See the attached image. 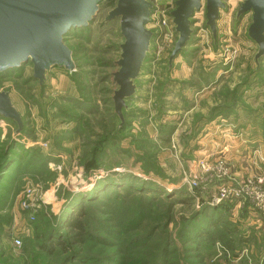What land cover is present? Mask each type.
Instances as JSON below:
<instances>
[{
    "label": "rangeland",
    "instance_id": "obj_1",
    "mask_svg": "<svg viewBox=\"0 0 264 264\" xmlns=\"http://www.w3.org/2000/svg\"><path fill=\"white\" fill-rule=\"evenodd\" d=\"M151 1L155 13L172 2ZM205 1L191 19V44L173 62L174 40L163 43L162 37H153L126 110L131 127L117 141L113 134L119 122L111 98L118 87L112 74L124 40L118 19L103 22L117 0L103 1L89 26L67 34L75 71L53 66L43 86L32 79L30 62L0 75V91L10 94L24 117L21 131L0 115V264H81L67 262L69 254L59 248L47 255L35 231L45 235L53 224L57 235L63 225L59 216L66 217L74 201L98 198L92 194L95 186L119 173L129 176L132 189L109 187L107 194L86 202L97 239L89 238L86 248L96 245L99 255L105 252L106 264H264V226L257 223L264 224V209L247 194L215 201L223 189L246 187L264 173L259 143H247L258 134L264 138V61H255L258 45L248 36L252 12L237 16L245 0H224L215 38L206 26ZM147 28L157 29L153 22ZM225 75L230 76L226 81L237 82L233 91L225 84L219 92L225 105L213 104L188 117L186 111L194 107L188 93L212 90ZM236 94L241 106L232 100ZM231 146L247 147L260 172L246 174V154L235 160ZM241 169L246 173L238 176ZM148 182L167 194L153 198ZM215 215L224 221L221 236L230 233L229 247L198 242L197 231ZM195 218L199 226L192 224ZM150 230H156L155 236L140 241Z\"/></svg>",
    "mask_w": 264,
    "mask_h": 264
},
{
    "label": "water",
    "instance_id": "obj_2",
    "mask_svg": "<svg viewBox=\"0 0 264 264\" xmlns=\"http://www.w3.org/2000/svg\"><path fill=\"white\" fill-rule=\"evenodd\" d=\"M105 0H0V73L31 61L34 77L42 84L46 72L53 66L68 70L74 68L71 49L64 36L72 29L88 26ZM203 0H176L171 12L178 34L170 56V63L189 44L193 34L191 19L201 10ZM206 26L214 38L224 0H206ZM252 12L248 36L258 45L255 61L264 60V0H245L238 9L241 17ZM151 0H117L105 22L119 19L121 36L120 59L114 72L115 109L122 118L126 100L136 93L135 80L139 78L154 37L147 28L152 15ZM0 115L12 119L22 130L23 119L14 106L10 94L0 91Z\"/></svg>",
    "mask_w": 264,
    "mask_h": 264
},
{
    "label": "trees",
    "instance_id": "obj_3",
    "mask_svg": "<svg viewBox=\"0 0 264 264\" xmlns=\"http://www.w3.org/2000/svg\"><path fill=\"white\" fill-rule=\"evenodd\" d=\"M154 9H155V6L152 4V11ZM107 17H108V15L106 16V18ZM106 18L103 21L104 24L112 22V21L118 19V18H116V19L110 20L108 22H105ZM90 24H88V26ZM85 27H87V26L80 27V28H85ZM152 32H154V30ZM120 33H121V31H120ZM153 34H154V37H155V35H156L155 32ZM66 36L67 35L64 36L65 43L67 41ZM177 38H178V34L176 32L175 41H174L173 46H175ZM190 44H191V39H190L188 45H190ZM120 47H121V45H120ZM184 49L180 52V54L184 51ZM71 51H72V57H73V62H74V68L72 70H68V69L64 68L68 72H72V71L76 70L75 69L76 64H75V61H74L75 60V54H74V51L72 49H71ZM145 61H146V59H145ZM28 62L31 63V61H28ZM259 62H261V61H259ZM24 64H26V63H24ZM24 64H21L20 66H22ZM55 67H59V66H55ZM17 68H19V67L7 70L5 72H1L0 75L15 71ZM60 68H63V67H60ZM32 79L34 81H38L39 82V80L35 79V77H34V67H33V77H32ZM45 79H46V77H45ZM44 82H45V80H44ZM44 82L42 84L39 82V84L43 86ZM70 101L72 102V100H70ZM111 101L113 102V110H112L113 115L115 116V118L119 122L118 125H117V131H116V133L113 134V141H117L116 139L118 137H120L119 135H121L122 133L126 132V129L128 127H131V125L128 123V120H127L126 110L129 108L128 104L132 101V97L126 100V106L122 108V118L118 115V113L116 112V109H115L114 92H113V96L111 98ZM217 116L219 117V116H222V115H217ZM22 119H23V127H22L21 131H24V117L23 116H22ZM79 119L80 118L77 117L76 120H79ZM9 120H12V119H9ZM12 121L15 122L17 124L18 128H19L18 123L16 121H14V120H12ZM79 123H81V121ZM261 126H262V130L264 131V117L262 118ZM75 131H78V130L76 129ZM103 153H104V155H107L106 152H103ZM1 167H2V165L0 166V169H1ZM118 175L120 176L118 178L114 177L115 174L113 176L112 175L107 176L106 177L107 179L105 180L106 182L98 183L95 186V188L93 189L94 191H93L92 194H98L99 197H100L101 195L107 194V189L109 187L113 188L115 186H117V188H121V187L127 188L126 190L132 189V188L129 187L130 186L129 185L130 181L126 180V178L129 179V176L127 174H123V173H119ZM130 178H132V175H131ZM111 180L114 181V183L110 184V185H107V183L110 182ZM115 182H119V183L116 184ZM143 183H146V182L145 181L140 182V184H143ZM138 184H139V182H138ZM148 184L152 185L153 183L148 182ZM151 188H154L153 191H152V194H150L153 198H155V197L158 198L160 196L159 193H162V192L167 194L166 191L155 190V188H156L155 185H152ZM143 190H145V189H143ZM99 197L95 198V197L87 196L85 198V201H74L72 203V205H71L72 206L71 210H70L69 213L66 214V217H65V215L63 217H62V215L59 216V221H63V225L60 226V228L58 229L57 235H53V233H52L53 230L56 228V226H51L53 224H51L49 226V228L47 229V232H46L45 235H42V233H38V231H35L36 237L39 238V239H42V242L39 245L40 249L42 251H44L47 255L51 256V255H54L56 250L59 248V249L62 250V252L64 254H69L68 256H66L67 262H75V261L78 262L79 261V262H81V264H89V263H92V264H106V263H109V261H106L105 252H102L101 255H99L97 253V250L95 249L97 247L96 245L93 246L94 248H90V249L86 248V244H87L89 238L97 240L96 236H94V233L91 231L92 228H91L90 222L88 220V205H87L86 202H93L94 200L99 199ZM71 200L72 199H70V201ZM214 210H218L219 213L222 212V209H220L218 206H216V209H214ZM196 214H198V213H196ZM199 216H200V214H199ZM216 216H219V215H215V217H213L214 219L211 220V222L209 223V225L206 228L200 229L199 232L197 231L196 234H197V237H198V242L200 244L204 243L205 245H214L215 246L216 242L219 241V242H223L225 245H227L226 242L229 239L230 233H228L226 236H223V235L221 236V233L223 231L220 230V228H221L222 223L224 221L222 220L223 219L222 217L219 216V217L216 218ZM196 220H197V218L192 219L191 222L195 226H199V225H197ZM155 231L156 230H150V232H148L146 235H144L143 237L140 238L141 239L140 241H142V240L149 241L150 238H153L155 236V234H156ZM218 232H220L219 235L217 234ZM109 244H111V243H109ZM85 248H86V250H85ZM226 250L229 251L230 249L229 250L226 249ZM63 264H66V263H63Z\"/></svg>",
    "mask_w": 264,
    "mask_h": 264
},
{
    "label": "crops",
    "instance_id": "obj_4",
    "mask_svg": "<svg viewBox=\"0 0 264 264\" xmlns=\"http://www.w3.org/2000/svg\"><path fill=\"white\" fill-rule=\"evenodd\" d=\"M220 73H221V71L218 72V75ZM228 77H230V76L225 75L224 79L221 80L216 87L212 88V90L209 89V90H204V91H195L194 88H193V90L191 89L192 91L190 93H188V96L189 97L191 96V98L193 100L192 102H193L194 107L190 111H186L187 116L192 117V114L202 113V112H204L205 109H208V107H211L213 104L225 105V103L223 104V102H225L222 99L223 95H221V93L219 94V92L224 89L225 84L227 85L226 87H228V90H230V92L233 91V88H235V86H237V82L235 80H231L229 82L226 81L225 79H227ZM177 92H178L177 89H174L172 91L171 95L174 97L177 94ZM232 100L237 102L238 106H241V104L238 102V95L237 94L232 98ZM229 101L231 102V100H228V99L226 100V102H229ZM175 102H176L175 99H172L173 106L175 105ZM238 106H237V108H238ZM218 118H220V117H217V119ZM182 119H184V118H182ZM256 119H258V121L255 123L258 124V126H259L260 118L256 117ZM178 124L180 125V127H178V128L181 130H184V127H182L183 125H181V123H178ZM207 125L208 124H206V126ZM250 125L255 126L254 123H250ZM206 126H204V127L206 128ZM206 129H208V127ZM206 129H204V130L206 131ZM251 135H254V134L251 133ZM252 137H258V138H253V139L251 138V140H247V143L251 142V143H248L249 145H251L255 142L259 143V148H260V150H262V151H259V155L264 160V138L259 134L256 136H252ZM243 143L245 144L246 141H243ZM238 147L233 146L231 149L230 155L232 156V158H234L235 160L238 161V160H241L242 156L245 153L246 155H244L243 159L247 162L248 167H247V173L241 169V171L238 172L237 175L239 176V175H242L245 173L248 175H252V174L260 172V170H259L260 168L254 167V165H253L254 160L251 159L252 155L250 154V151L246 150L247 147H239L241 149L240 151H238V149H237ZM228 155H229V153H228ZM262 166L264 168V163L262 164ZM257 223L259 226H264V224L259 223L258 221H257Z\"/></svg>",
    "mask_w": 264,
    "mask_h": 264
},
{
    "label": "built area",
    "instance_id": "obj_5",
    "mask_svg": "<svg viewBox=\"0 0 264 264\" xmlns=\"http://www.w3.org/2000/svg\"><path fill=\"white\" fill-rule=\"evenodd\" d=\"M152 2V1H151ZM154 5V2H152ZM167 8L158 9L155 13V9L153 10L152 15L150 16V23L156 24L157 29L154 30L156 36L162 37L164 39L163 43L170 42L172 44L173 40L175 41L176 29L175 24L173 23V19L171 17V12L176 7V0H172V2H168ZM158 17L155 21L154 17ZM167 18L170 22L167 23ZM241 194H247V196L252 200L260 208L264 209V173L258 174L251 180L250 184L246 187H238L236 190L230 191V189H223L217 197H215V201L218 202L222 199H226L229 195L240 196ZM26 196L30 198L32 196V190L30 188L26 189ZM14 243L16 246L21 245V238L16 236L14 238Z\"/></svg>",
    "mask_w": 264,
    "mask_h": 264
}]
</instances>
